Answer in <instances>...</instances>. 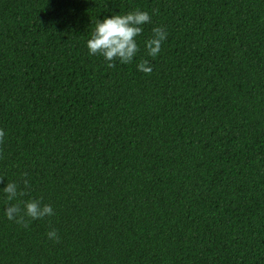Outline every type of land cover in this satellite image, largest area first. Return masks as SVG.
I'll use <instances>...</instances> for the list:
<instances>
[{"label":"trees","instance_id":"1","mask_svg":"<svg viewBox=\"0 0 264 264\" xmlns=\"http://www.w3.org/2000/svg\"><path fill=\"white\" fill-rule=\"evenodd\" d=\"M136 9L132 62L88 54ZM0 129V188L54 210L0 199V264H264V0H0Z\"/></svg>","mask_w":264,"mask_h":264},{"label":"clouds","instance_id":"2","mask_svg":"<svg viewBox=\"0 0 264 264\" xmlns=\"http://www.w3.org/2000/svg\"><path fill=\"white\" fill-rule=\"evenodd\" d=\"M151 16L146 10H133L124 14L114 13L104 16L97 20L95 27L91 31L90 38L86 41L88 54L99 55L103 58L106 67H114L118 62L128 64L133 61L140 51L138 37L143 31V26L149 23ZM152 35L143 41L147 56L155 58L162 48L163 42L167 38V31L161 26L152 28ZM137 70L145 73L151 72L152 68L147 60H142L136 65ZM6 135L3 129H0V139ZM24 187L21 188L16 181H7L0 188V199L5 201L4 216L8 220H14L21 226H26V218L30 220L43 219L46 216L54 215V210L50 204L41 203L40 198H30L27 201H21L20 204L10 203L11 201L22 197L29 187V181L23 180ZM50 240H58L59 234L55 229L46 233Z\"/></svg>","mask_w":264,"mask_h":264}]
</instances>
